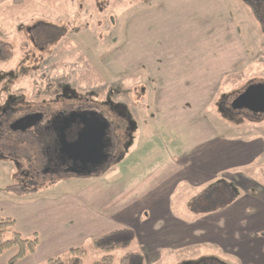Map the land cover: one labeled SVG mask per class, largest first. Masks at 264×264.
I'll return each instance as SVG.
<instances>
[{
    "label": "rangeland",
    "instance_id": "374dc122",
    "mask_svg": "<svg viewBox=\"0 0 264 264\" xmlns=\"http://www.w3.org/2000/svg\"><path fill=\"white\" fill-rule=\"evenodd\" d=\"M153 6H174L167 12L165 25L171 28L175 22L172 30L173 35L177 32L181 54L188 53L194 60L181 63L176 75L159 78L156 68L162 70L163 64L151 63L152 74L139 64L128 68L125 62V22L130 14L139 13L140 17L143 9ZM0 40L11 46V57L0 60V113L9 99L21 111L50 102L53 91L60 95V79L74 86L84 105L107 114V102H111L134 122L131 137L121 134V145L127 146L123 155L98 175L55 178L48 184L40 179L38 186L29 184L23 161L19 159L18 166L15 155L0 148V216L15 221L3 238H11L13 231L23 238H38L35 252L15 264H45L50 258L66 257L73 248H83V264H92L105 255L92 246L93 239L109 232L101 221H112L127 202L132 206L136 188L159 180L172 191L177 187L172 204L167 206L172 214L185 209L202 214V206L211 199V211L213 206L218 210L219 222L234 231V238L225 253L198 245L150 253L146 262L135 234L127 250L138 252L142 264H194L201 260L209 264H264V113L240 110L224 116L217 108L221 96L226 95L229 102L248 83L264 82V32L244 1L23 0L14 4L0 0ZM0 119L6 138L12 141L14 132L9 124L14 119ZM211 131L231 135L233 141L205 143ZM163 144L171 153L208 144L200 151L215 156L222 150L229 165L243 154L248 157L249 146L255 151L246 168H229L202 184L184 187L170 184L177 173L172 164L158 174L154 169L146 171L148 159L165 152ZM13 184L34 191L17 196L6 189ZM89 184L98 188L80 191ZM122 186L128 190L119 194ZM91 195L92 202H104L98 212L82 205L91 203L87 201ZM148 214L144 209L140 218ZM125 251L110 253L111 264H117ZM16 252L15 247L5 250L0 264H8Z\"/></svg>",
    "mask_w": 264,
    "mask_h": 264
},
{
    "label": "crops",
    "instance_id": "0c3cea01",
    "mask_svg": "<svg viewBox=\"0 0 264 264\" xmlns=\"http://www.w3.org/2000/svg\"><path fill=\"white\" fill-rule=\"evenodd\" d=\"M173 7L153 6V8L143 9L140 12V17H138L139 13L136 14L137 16L133 14L129 15L124 25L128 34L126 36L128 41L124 45L127 50L123 55L126 60L125 62L128 63V68L132 67V63H135L139 64L142 70L153 74L150 64H163L164 68L162 70L160 66L156 68L161 73L157 75L160 78L168 76V73L176 75L179 72L176 68L181 63H191L194 61L188 53L187 56L181 54L180 46L176 43V39L178 38L176 37L177 32L173 35L172 30L175 22L171 28L165 25L167 12L170 13L174 9ZM173 21L175 20L173 19ZM204 24L206 27L205 31L207 32L209 29L206 26V22ZM143 64L147 66L144 67ZM156 69H154V73ZM165 73L167 74L165 75ZM171 125L166 124L165 126L170 127ZM230 136L228 134H221L218 131H211L208 132L205 143L216 142L223 145L233 141ZM207 145H203L201 148H198V146H195V148L190 147L188 151L182 149L175 153L167 151L166 145H164L163 151L165 152H157L148 159L147 164L149 167L146 171L154 169L157 172L156 174H158L162 172V167L172 164V169H177V173L173 175L174 177L170 182L171 185L177 182L179 186H197L202 184V182L210 180L213 175L223 174L229 168L248 165V162L252 160L253 151H255V149H252V146H249L250 149L246 151L249 154L248 157L245 158L243 154L242 158L238 159L236 157L233 165H229L227 161L223 160L224 152L222 150L213 154L215 156H210L204 152L205 150L200 151L202 148L206 149ZM220 149H223V147H220ZM160 157L161 160L159 161ZM164 160L166 161L160 167L159 163ZM141 171L144 172V168ZM92 188L97 189L98 186L89 184L87 187L81 188L82 190L80 189V191L83 192V190ZM122 188L123 190L119 189L122 190L119 194L125 193L128 190V186L126 188L122 186ZM136 189L138 191L136 190L135 193L133 191L132 194L138 195L135 198H131L132 206H128V202L127 205L125 203L126 207L124 206L122 210L118 211L112 221L106 220L105 222V220H102L101 224L107 232L121 228L133 229L134 234H137L136 238L140 239V246L144 251L146 262H149L148 256L150 253L154 254V252H157V254H164L162 252H171L179 248H192L198 245L210 246L221 253L229 250L228 243L234 238V231L230 232L227 227H222V223L219 222L220 218H218V210L213 209L211 211L210 209L211 205H214L211 199H208L206 205L202 206V214L198 215L194 209L192 211H186L185 209L183 213L177 212L176 214H172L167 206L169 205L170 207L172 204L170 202L172 200L171 197L176 195L174 190L177 187L173 188L172 191L171 188L168 189L163 180H159L154 185L149 184L148 186H140ZM97 193H95L96 198L98 197ZM91 198L92 195L87 198V201H91ZM102 203L104 202L97 200L82 205H84L86 210H97L98 212L99 206ZM166 207L168 208L167 210L165 209ZM185 207H187V204ZM144 209L149 211V216L141 219L140 217H142L141 214ZM86 224H90V222H86ZM258 226H261L260 223ZM89 233L85 232V234ZM259 264L263 263L260 262Z\"/></svg>",
    "mask_w": 264,
    "mask_h": 264
},
{
    "label": "flooded vegetation",
    "instance_id": "af4514ba",
    "mask_svg": "<svg viewBox=\"0 0 264 264\" xmlns=\"http://www.w3.org/2000/svg\"><path fill=\"white\" fill-rule=\"evenodd\" d=\"M242 1L249 6L264 32V0ZM58 81L61 84L60 95L57 96L53 91L50 102H45L32 110L21 111L13 107L9 99L0 113V118L3 116L5 120L20 119L16 130H12L14 132L12 141L6 138L8 135L2 129L0 119V148L6 149L12 156L15 155L18 166L21 162L19 159L23 161L26 165L24 170L26 182L37 186L39 185L37 180L40 179L48 184L55 178L99 174L107 170L110 164L120 159L123 150L127 149L126 145H121V139L124 137L121 134H125L127 138L129 135L131 137L134 125L124 109L107 102L109 111L105 114L96 106L84 105L74 86L60 79ZM226 98L227 96L223 95L217 101V108L224 116L235 115L240 110H246L252 115L262 114L252 113L247 109L234 110L230 106L231 100L227 102ZM93 111L102 115L108 123L102 150L107 159L101 165L96 163L95 156L86 153L88 146L78 142L83 131V121L89 119V113ZM83 112H87L86 119H83ZM111 114L117 117L111 119L109 118ZM92 147L96 149L97 145L94 144ZM194 264L209 263L201 260Z\"/></svg>",
    "mask_w": 264,
    "mask_h": 264
},
{
    "label": "trees",
    "instance_id": "16d2710c",
    "mask_svg": "<svg viewBox=\"0 0 264 264\" xmlns=\"http://www.w3.org/2000/svg\"><path fill=\"white\" fill-rule=\"evenodd\" d=\"M23 0H12L14 4H20ZM11 57V46L8 42L0 40V60H6ZM249 84V83H248ZM6 189L11 193L20 196L34 188H24L20 184L7 186ZM213 207L212 209H214ZM15 221L10 217L0 216V255L11 247L17 248V252L9 260L8 264H15L26 255L33 254L38 245V238H23L18 232L13 231L12 237L4 239L3 234L10 230ZM134 231L131 228H121L110 231L92 240V246L105 253L101 258L92 264H111L113 256L110 254L116 250H126L118 259L117 264H142L141 255L135 251H128V247L134 238ZM85 250L83 248H73L66 257L50 258L45 264H83Z\"/></svg>",
    "mask_w": 264,
    "mask_h": 264
},
{
    "label": "water",
    "instance_id": "95a60500",
    "mask_svg": "<svg viewBox=\"0 0 264 264\" xmlns=\"http://www.w3.org/2000/svg\"><path fill=\"white\" fill-rule=\"evenodd\" d=\"M230 106L234 110L247 109L252 113H264V82L248 84L243 91L231 99ZM86 113L87 112H83V119L87 118ZM89 114V119L83 121V131L78 142L83 143L85 146L87 145L88 150L86 153L95 156L96 163L101 165L107 159L102 150L104 146L103 138L106 134L108 123L106 119L96 111L90 112ZM25 117H27V115ZM19 120L20 119L13 120L9 128L11 130H16V126L20 122ZM92 144L97 145L96 149L92 147Z\"/></svg>",
    "mask_w": 264,
    "mask_h": 264
}]
</instances>
